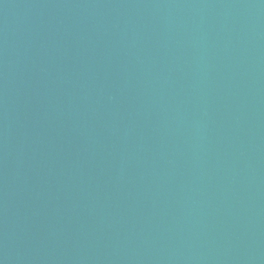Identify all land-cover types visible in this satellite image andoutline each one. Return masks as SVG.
<instances>
[{
    "label": "water",
    "instance_id": "water-1",
    "mask_svg": "<svg viewBox=\"0 0 264 264\" xmlns=\"http://www.w3.org/2000/svg\"><path fill=\"white\" fill-rule=\"evenodd\" d=\"M218 264H264V0L239 20Z\"/></svg>",
    "mask_w": 264,
    "mask_h": 264
}]
</instances>
